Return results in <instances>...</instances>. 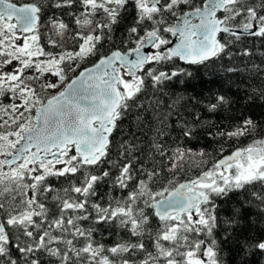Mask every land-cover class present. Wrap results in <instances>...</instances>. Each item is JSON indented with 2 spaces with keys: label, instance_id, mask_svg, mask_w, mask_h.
I'll list each match as a JSON object with an SVG mask.
<instances>
[{
  "label": "snow or ice",
  "instance_id": "snow-or-ice-1",
  "mask_svg": "<svg viewBox=\"0 0 264 264\" xmlns=\"http://www.w3.org/2000/svg\"><path fill=\"white\" fill-rule=\"evenodd\" d=\"M257 107L264 0H0V264H264Z\"/></svg>",
  "mask_w": 264,
  "mask_h": 264
},
{
  "label": "trees",
  "instance_id": "trees-1",
  "mask_svg": "<svg viewBox=\"0 0 264 264\" xmlns=\"http://www.w3.org/2000/svg\"><path fill=\"white\" fill-rule=\"evenodd\" d=\"M14 2L19 3H24V2H28V0H14ZM259 42H257L258 45ZM90 61L86 62L87 66H90ZM181 63V62H180ZM181 66L187 67L189 69V71H191L193 73V78H191V83L195 86L194 90L193 89H188L185 90V87L182 83H177L174 82V87H170L168 89L165 90V94L160 97L162 100H164L165 102V106H164V110H167L166 105L168 103H171L172 100H174L176 98V96H184L185 98H187L188 96H192L196 93H203V94H207L209 90H214L216 88H218L220 85L217 82V78L213 75H210L207 71H205L203 69V67L201 66H188V65H183V63H181ZM175 94V95H173ZM255 115L260 118L261 116H264V109H261L259 107L254 108L253 109ZM152 117L149 116V119H151ZM129 126V122L128 121H124L123 122V127L125 128V130H127ZM250 142L249 140H241L239 144L237 145H226V154L227 152H230L232 150L233 147L236 146H241L245 143ZM199 170L198 169H192L188 175L190 176H194ZM187 177H183V179H186Z\"/></svg>",
  "mask_w": 264,
  "mask_h": 264
},
{
  "label": "water",
  "instance_id": "water-1",
  "mask_svg": "<svg viewBox=\"0 0 264 264\" xmlns=\"http://www.w3.org/2000/svg\"><path fill=\"white\" fill-rule=\"evenodd\" d=\"M182 63V62H181Z\"/></svg>",
  "mask_w": 264,
  "mask_h": 264
}]
</instances>
